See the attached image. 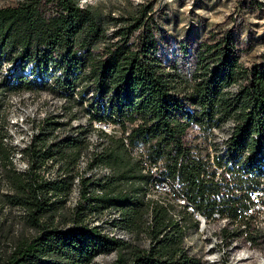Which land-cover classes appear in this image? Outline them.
<instances>
[{"label": "trees", "instance_id": "trees-1", "mask_svg": "<svg viewBox=\"0 0 264 264\" xmlns=\"http://www.w3.org/2000/svg\"><path fill=\"white\" fill-rule=\"evenodd\" d=\"M150 9L142 5L112 17L79 0L0 6V179L7 186L0 203L22 210L29 229L9 252L0 251V264H91L106 254H113L111 264H201L184 248L187 230L198 222L185 208L148 199L149 176L124 147L125 132L132 147H144L163 175L180 185L188 205L236 223L235 233L221 229L222 243L243 235L255 240L254 220L247 224L240 215L244 203L232 189L255 188L264 178V52L246 68L230 31L189 39L191 31L208 29L197 22L179 38L159 26ZM117 23L106 34L107 25ZM110 35L118 41L108 42ZM100 43H106L102 50ZM170 43L175 48L168 63L160 51ZM7 63L13 65L8 75L2 72ZM40 72L45 79L36 82ZM23 91L67 100L77 109L69 119L83 116L87 122L72 126L58 116L43 118L22 150L27 167L20 170L3 107L9 94ZM97 121L119 124L120 134L97 131L99 141L89 152L88 135ZM232 122L224 153L214 147V160L232 175V185L221 187L183 145H191L193 128H207L209 138ZM82 158L86 171L80 174ZM101 168L110 174L92 173ZM75 181L77 199L68 209ZM104 214H110L109 223L101 220ZM108 226L134 242L112 236Z\"/></svg>", "mask_w": 264, "mask_h": 264}, {"label": "rangeland", "instance_id": "rangeland-1", "mask_svg": "<svg viewBox=\"0 0 264 264\" xmlns=\"http://www.w3.org/2000/svg\"><path fill=\"white\" fill-rule=\"evenodd\" d=\"M21 0H0V6L14 5ZM79 4L91 5L105 14L112 17H117L120 14H125L132 8L138 6H150V13L153 19L156 20L159 26H162L168 34L172 36H183L186 26L200 22L208 29L199 30V32L191 31V38H207L212 32L214 38L223 34L225 31H230L236 42V49L239 50L240 63L249 68L253 63L259 61V56L264 52V0H79ZM169 19L168 25L166 19ZM171 23H174V29H170ZM119 26L117 24H108L105 28L106 34H111ZM112 35V34H111ZM108 37V42H117L118 37ZM103 44L100 43L99 50H102ZM175 45L170 43V46L165 51H160V58H166L170 63L171 50ZM186 73L192 70V62L186 64ZM182 70L184 65L179 66ZM13 69L11 63L4 64L2 72L10 74ZM50 71V70H49ZM51 74V73H50ZM49 76V73L46 74ZM45 79V74L40 72L33 80ZM47 79V78H46ZM3 115L7 122L6 131L8 134L13 131V122L19 116L26 117L29 112L33 113V117L38 116L42 121L45 117L58 116V120L65 121L69 125L75 126L80 123L86 125V118L81 116L78 119L70 118L77 109L71 105L69 101L63 100L52 95L47 91L37 92H19L12 93L6 97ZM232 123H225L220 130H215L212 141L207 144L222 143L223 139L228 136L232 130ZM66 129V127H65ZM67 130V129H66ZM191 130H195L194 128ZM119 130H112V133ZM232 132V131H231ZM92 133V132H90ZM62 135L63 132H59ZM191 141V132L188 134ZM90 143L92 149L98 143L97 132L90 134ZM12 142V140H11ZM91 152V150H89ZM79 163L77 167L80 174L86 171V159ZM17 166V161H14ZM56 167L53 169V173ZM52 173V175H53ZM91 174V172H87ZM101 175L99 172H92ZM47 178V174L45 176ZM77 182L71 189L65 202V207L70 208L77 199ZM7 191V186L3 179H0V193ZM110 214H104L101 220H106L109 223ZM24 212L16 207L0 203V251L9 252L12 249V244L15 240L27 233L29 229L25 223ZM96 225L99 223L96 222ZM257 227L255 240L250 241L245 235L240 237H230L226 242L222 243L220 231L226 228L229 232L235 233L236 226L233 223H227L222 220L208 221L204 227L198 225L197 229H188L185 234L184 248L190 255L197 258L201 264H264V213L255 216L253 223ZM109 234L117 235L119 238L132 240L127 234L119 231L116 227L109 230ZM204 228V229H203ZM202 230V231H201ZM141 245L145 242L141 241ZM212 243V244H211ZM226 243V245H224ZM209 246V247H208ZM215 246V247H214ZM206 250V251H205ZM215 252V253H214ZM208 253V254H207ZM113 254L99 255L95 257L91 264H111Z\"/></svg>", "mask_w": 264, "mask_h": 264}, {"label": "built area", "instance_id": "built-area-1", "mask_svg": "<svg viewBox=\"0 0 264 264\" xmlns=\"http://www.w3.org/2000/svg\"><path fill=\"white\" fill-rule=\"evenodd\" d=\"M97 123L103 125L106 128L110 126L121 127L119 124H104L102 121H97ZM13 125L14 128L9 134V140L14 149V161H17L16 167L22 170L27 167V161L22 154V150L30 144L32 138L38 132L40 127V118H38V116L33 117V113L29 112L26 117L19 116V118L13 122ZM189 132H191V145H182L192 156L199 158L200 161L204 163L206 170L210 174L208 176L211 180H217V184L221 187L222 185L231 186V171L223 169L222 166H220V163H218L216 160H213L209 154L207 148V128L199 126L197 129L190 130ZM129 147L135 150L137 155L143 159V163L146 167H153L154 170V162L145 160V153L142 150H138L136 147H132L131 145H129ZM263 184L264 178H260L255 188L248 189L243 185L240 188L232 189L233 192L238 195L240 200L244 203V205L241 207H243V213H245V220L247 224H250L253 214L260 209L258 205V196L260 193V187ZM187 207L192 212H194L196 217L199 218V224H205L207 216L214 215L218 212L212 211L209 215H205L202 212L196 210L191 204Z\"/></svg>", "mask_w": 264, "mask_h": 264}, {"label": "bare ground", "instance_id": "bare-ground-1", "mask_svg": "<svg viewBox=\"0 0 264 264\" xmlns=\"http://www.w3.org/2000/svg\"><path fill=\"white\" fill-rule=\"evenodd\" d=\"M40 125H41V120H40ZM92 127H93V132L92 133L97 132V131H101V132H104V133H106L108 135L120 134V131L115 132V133L111 132L112 130H116V129L119 130L120 127L118 128L117 126H110V127L106 128V127H104L103 125H101L99 123H93ZM212 134H213V136L208 138V131H207V142L208 143L210 142V139L212 141V138L214 137L215 133H212ZM89 136L90 135H88V140L91 141ZM127 137H128V132H125L124 135H123V144H124V147L126 148L128 154H129V156L131 157V159H133L134 161L138 162L140 164V168L142 169L143 173L149 176L150 180H149L148 189H147V191H148V195H147L148 199H151L155 204L160 205V206H162L164 208L168 207V206H171V205L179 207V208H185L188 213H191L193 215V218L198 222L199 226L204 227L205 225H207L208 224V218H206V223L205 224H199V218L195 216L194 212H192L190 209H188L187 206H189V205H188L187 200L180 195V188H181L180 185H178L177 183L173 182L172 180L168 179L167 177H165L163 175V171L161 170V167H160L159 163H155L154 162V170H153V167H146L145 164L143 163V159H141L137 155L135 150H133V149H131L129 147L130 144H129V141H128ZM227 138H228V136L225 139H223L222 143ZM222 143L221 144L219 143L218 146L216 144H214V143L209 144V145L207 144V148H208L209 154H210V156L212 157L213 160H214L215 155H218L214 151V147H216L219 150H221L220 153H224L223 147H222ZM135 147L138 150H142L145 153V160H147L149 162H152L149 159V157L147 156V152H146L144 147H141V146H135ZM89 150L93 151L91 143H90ZM83 160L84 159L82 158L80 160V163ZM81 164H83V163H81ZM95 172H99V173H101V175H104V176H108L110 174V171L108 169H102V168L96 170ZM261 187H263V189H261ZM261 187H260V193H259V196H258V205H259L260 209L257 210L252 216L254 222H255V216L256 215H260V214L264 213V184ZM216 214L217 213L214 214L213 219L210 220V221L217 220V219L219 220V218H218V216ZM240 215L245 217V213H243V211L240 213ZM222 221L227 222L226 220H222ZM251 221H252V219H251ZM234 225L236 226V223ZM112 236L119 238V236H117V235H113L112 234Z\"/></svg>", "mask_w": 264, "mask_h": 264}, {"label": "crops", "instance_id": "crops-1", "mask_svg": "<svg viewBox=\"0 0 264 264\" xmlns=\"http://www.w3.org/2000/svg\"><path fill=\"white\" fill-rule=\"evenodd\" d=\"M204 25V24H203Z\"/></svg>", "mask_w": 264, "mask_h": 264}]
</instances>
